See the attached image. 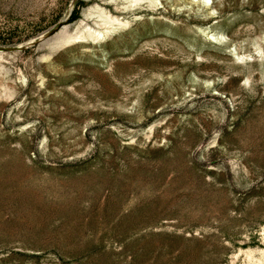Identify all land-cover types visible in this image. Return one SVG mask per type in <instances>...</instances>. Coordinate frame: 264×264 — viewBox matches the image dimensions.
Returning a JSON list of instances; mask_svg holds the SVG:
<instances>
[{
    "label": "rangeland",
    "instance_id": "374dc122",
    "mask_svg": "<svg viewBox=\"0 0 264 264\" xmlns=\"http://www.w3.org/2000/svg\"><path fill=\"white\" fill-rule=\"evenodd\" d=\"M0 264H264V0H0Z\"/></svg>",
    "mask_w": 264,
    "mask_h": 264
},
{
    "label": "bare ground",
    "instance_id": "6f19581e",
    "mask_svg": "<svg viewBox=\"0 0 264 264\" xmlns=\"http://www.w3.org/2000/svg\"><path fill=\"white\" fill-rule=\"evenodd\" d=\"M107 3H112L115 9L119 12L125 10H132L133 6L141 0H105ZM152 1V0H150ZM93 8V7H92ZM97 9L93 12L92 9L88 8L84 12V17L97 16L98 20L94 21L96 23V28L84 23L82 27H77L74 32H69L67 27H62L60 32L57 34L55 39H58L55 45L66 44L71 41L75 42H98L112 37L119 29L125 28L129 24V20L120 17L119 15H114L109 10L102 7H95ZM92 18V17H91ZM84 19H81L80 24H82Z\"/></svg>",
    "mask_w": 264,
    "mask_h": 264
}]
</instances>
